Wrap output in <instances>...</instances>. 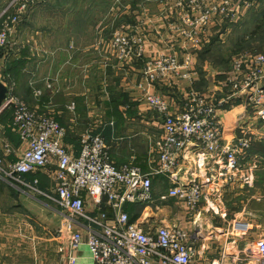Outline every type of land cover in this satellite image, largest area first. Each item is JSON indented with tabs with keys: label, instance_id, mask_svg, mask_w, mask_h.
Here are the masks:
<instances>
[{
	"label": "crops",
	"instance_id": "obj_1",
	"mask_svg": "<svg viewBox=\"0 0 264 264\" xmlns=\"http://www.w3.org/2000/svg\"><path fill=\"white\" fill-rule=\"evenodd\" d=\"M5 1L0 0V6ZM51 1L39 0L36 6H49ZM149 13L152 11L149 10ZM152 14L131 16L133 25L129 24L131 22L126 24L129 31L145 33L147 57L164 48L182 53L176 34H170V23L166 25L162 16ZM74 22V16L70 18L51 14L38 17L30 15L21 25L19 23V31L12 35L15 41L4 49L3 57L0 58V78L6 84H14L13 91L31 108L53 115L67 128L64 145L74 156L81 153V137L85 132L100 133L117 166L135 164L144 171H150L158 164L157 143L163 135L164 117L148 106L138 88L142 81H146L142 69L144 61L125 63L118 60L111 55V51L109 54L106 43L108 38L100 35V32L77 31L70 25ZM40 23L47 25L41 26ZM224 24L225 21L212 22L208 41L213 30L218 26L220 29L225 28ZM198 56L200 58L199 52L197 58L193 56L192 82L171 75L158 79L153 85L154 91L168 98L174 108L181 104L191 87L217 95L218 98H222L225 93L221 91V83L225 81L229 70L223 72L208 60L201 67L197 62ZM37 90L42 93L37 94ZM11 111L7 109L0 113V154L8 161L19 158L28 145L20 139L13 142L6 135V128L12 122ZM222 117L229 137L241 135L239 125L254 133H263V137L253 143L251 156H264L255 150L257 144L264 143V120H257L250 113L248 116L240 103ZM6 144L12 148L11 152H7ZM223 167H226L224 161L191 143L185 153L182 169L174 178L168 174L153 176L155 202L160 203V195L166 194L174 184L198 179L206 181L209 190L204 202L211 209L214 190L210 188L217 189L215 194L222 195L218 186L213 184L218 173H225L227 181L235 180V172ZM261 173L258 172L261 178L254 173L245 174L246 182L262 184L264 179ZM24 179L42 191L52 192L54 188L48 168L26 173ZM35 179H38V183L34 182ZM253 192L248 189L244 195L249 193L254 198ZM83 195L89 212H96L102 206L110 216L113 215L112 207L107 204L105 197H96L86 192ZM259 197V201L264 200V194ZM167 202L161 208L155 207V204L145 208L144 204L130 202L125 204L124 209L130 216L139 217L138 207L144 208L142 214L145 212V216L150 215L157 222L167 220L182 224L193 234L200 249L199 264H231L232 260L227 253L241 257L244 250L249 251L250 242L264 236V204L258 203L256 209L240 213V221H236L241 223L240 229L236 228L235 223L234 230L241 231L234 234V230L227 232L212 220L205 221L200 210L199 213H193L195 221L188 222L184 214L170 205H177L179 202L176 199ZM155 210L160 211L155 213ZM220 210L217 213L225 217L226 209ZM66 219V212L55 200L35 192L26 183L0 175V264H93L87 233L81 229V225L75 226L83 231V240L76 249L71 245L70 231L63 230L59 235V229ZM239 243L242 248H238ZM62 245L65 250L60 249Z\"/></svg>",
	"mask_w": 264,
	"mask_h": 264
},
{
	"label": "built area",
	"instance_id": "obj_2",
	"mask_svg": "<svg viewBox=\"0 0 264 264\" xmlns=\"http://www.w3.org/2000/svg\"><path fill=\"white\" fill-rule=\"evenodd\" d=\"M25 1L29 0H12L0 12V48H7L12 43V35L21 21L19 14L26 8ZM170 1L172 6L164 18L176 14V21L168 29L182 38L186 52L164 48L147 57L145 33L138 30L129 33L122 27L106 41L111 55L118 60L125 63L144 61L142 69L146 81L138 88L148 106L164 117L163 135L157 143L158 164L150 171L135 164L117 166L100 133L85 132L81 137V153L74 156L64 145L67 128L53 115L31 108L13 91L14 84H7L8 94L0 113L12 110L11 127L28 145L14 161H8L0 154V175L26 183L35 192L55 200L67 214L59 235L63 230L70 231L71 245L76 249L83 240L84 230L93 264H199L200 249L187 228L167 220L157 222L150 215L142 221L141 216L132 220L124 209L125 204L139 203L145 208L155 204L161 208L174 198L182 206L179 212L188 218L199 210L206 197V183L198 179L176 183L166 194L160 195L161 202L156 203L153 176L168 174L174 178L182 169L191 143L224 161V168L238 169L255 140L263 137V133H254L241 125L238 126L241 135L229 137L222 116L240 103L248 116L250 113L255 119L264 120V51H242L235 55L232 67L221 83V91L225 92L222 98L191 87L181 104L174 108L168 98L153 89L158 79L171 75L192 82V50L198 52L206 44L208 27L212 22H237L256 1ZM17 7L18 14L11 12ZM36 93L42 92L37 90ZM6 150L12 151L9 144H6ZM47 168L54 182L52 192L42 191L25 181L26 173ZM34 182L38 183V179ZM85 192L105 197L113 215L110 216L102 206L96 212H89ZM77 224L82 230L75 227ZM250 244L256 256L246 250L241 257L227 253L231 264H264V236ZM60 249L66 248L62 245Z\"/></svg>",
	"mask_w": 264,
	"mask_h": 264
},
{
	"label": "rangeland",
	"instance_id": "obj_3",
	"mask_svg": "<svg viewBox=\"0 0 264 264\" xmlns=\"http://www.w3.org/2000/svg\"><path fill=\"white\" fill-rule=\"evenodd\" d=\"M11 1L12 0H6L4 4L0 6V12L3 11ZM38 1L39 0H29L28 2L25 1L27 2L26 8L22 13L19 14L21 15L22 19L20 25L23 20H26L30 15H35L38 17L40 15L50 16L51 14H55L64 17L70 16V18L74 16L75 22L70 23V25L74 26L77 31H85L90 33L100 32V35L102 34L106 38L110 39L112 34L121 27L124 28L127 32L131 33V31H129L130 29H128L129 26L126 27L127 22H131L129 23L130 25H133L134 23L131 19V16L133 17L137 15L143 17L146 14L153 13L152 15L162 16V19L166 22V25L168 23L173 24V22L176 21L175 13L171 14L168 18H164L167 15L169 7L172 6V2H168V0H146V2H143V0H59L58 6L56 4L57 0H50L51 2L48 4L49 6L45 7L36 6ZM255 1L256 2L253 9H250L245 14H243L242 19L234 22L233 24H231V22L225 21V28L220 29L218 26L213 30L212 35L209 37V41H207L203 48L198 51L200 54V58L198 56L199 60L197 59V62L201 64V67H203L204 61L208 60L213 66L219 67L223 72H227L228 70L230 71L233 58L239 52L264 51V32H262L263 35L261 37L258 36L251 39L253 36L251 35V32L254 31L257 25L262 23V13L264 12V0ZM20 4L21 1H19L18 6ZM164 5L165 7H161ZM18 8L19 7L14 8V10L11 9V12L18 14ZM149 10H151L152 13H149ZM145 11H148V13H145ZM37 25H39V22ZM40 25L44 26L47 24L40 23ZM19 27L20 26L18 24L16 27V31H19ZM211 30L212 24L208 27L207 34H209ZM170 34L172 35L176 33L170 30ZM207 34L206 37L208 38ZM176 38V40L181 43V45H179L180 49L183 52H186V50L182 46V38L178 34H176ZM242 39L248 40V42H245L243 45L240 44L238 46ZM13 40L14 37L12 38V43L15 41ZM192 53L197 58V52H194L192 50ZM260 156L261 155L251 156L250 150L248 153V157L241 162L240 170L237 171L232 169V171L235 172L233 173V178L235 180H225V173L224 175H220L217 179H215V182L213 184L215 185V187L218 186L219 193L221 192L222 195L219 196L215 194L217 189L210 188V190H214V196L212 197L210 203L211 209H208L209 204L206 201L204 202V199L206 198L203 199L199 208V210L202 211L203 216L206 218L205 221L212 220L213 223L222 226V228H224V230L228 232L230 231V229L234 230L236 221L241 217L240 213H244L248 209H256L255 207H258V203L264 204L262 203L264 202V200H258V198H260L259 196L261 194H264V181L262 184L256 181L249 184L245 180V174L248 175L252 173H254L255 176L257 174L259 178H261L258 172H262L261 175L264 179V156ZM248 189L250 191H254L253 193L255 194H252L254 198H251V194L249 193H246L244 195L245 191H247ZM219 200H221V202ZM170 205L172 207H175L177 211H180L182 207L180 204L176 205L172 203ZM206 207L207 209H205ZM222 208H225L227 211L225 217L220 213H217L219 212V209L222 210ZM143 209L144 208L138 207V214L142 217L141 221L144 220L145 217V215L142 214ZM259 209H261V207H259ZM199 210L196 213H199ZM158 211L160 210H155V213ZM262 217L263 215H261V218ZM195 218L196 216L195 214H193L191 217L189 216L187 220L188 222H193L195 221ZM240 225V222L236 223V228L240 229ZM240 231L237 232L240 233ZM237 232L234 230V234H238ZM250 243L248 244V253L254 255L255 251ZM242 247L243 246L241 245V243H239L238 248Z\"/></svg>",
	"mask_w": 264,
	"mask_h": 264
},
{
	"label": "trees",
	"instance_id": "obj_4",
	"mask_svg": "<svg viewBox=\"0 0 264 264\" xmlns=\"http://www.w3.org/2000/svg\"><path fill=\"white\" fill-rule=\"evenodd\" d=\"M253 9V8H252ZM240 20V19H239ZM262 23L261 24H259V25H257L256 27H255V29H254V31L253 32H251V35H253L252 36V38L251 39H253V38H256V37H258V36H262L263 35V33L262 32H264V12L262 13ZM231 24H233V23H231ZM245 42H248V40H245V39H242L241 41H240V43L238 44V46L240 45V44H244ZM4 49L5 48H0V58L1 57H3V54H4ZM242 52V51H241ZM12 112V111H11ZM12 117H13V112H12ZM12 123V122H11ZM11 123H10V125L8 126V128H6V135L13 141V142H17L19 139L21 140V137H20V134L19 133H17L16 131H14L13 129H12V127H11ZM22 141V140H21ZM256 146V145H255ZM251 150V149H250ZM255 150H257V151H259V152H262L263 154H264V143H260V144H257V147H256V149ZM9 161H14V160H9ZM132 207L133 206H131V209H132ZM138 216L136 215H134V216H132V220H135L136 218H137Z\"/></svg>",
	"mask_w": 264,
	"mask_h": 264
},
{
	"label": "water",
	"instance_id": "obj_5",
	"mask_svg": "<svg viewBox=\"0 0 264 264\" xmlns=\"http://www.w3.org/2000/svg\"><path fill=\"white\" fill-rule=\"evenodd\" d=\"M8 94V86L2 80H0V109L3 105V102Z\"/></svg>",
	"mask_w": 264,
	"mask_h": 264
}]
</instances>
